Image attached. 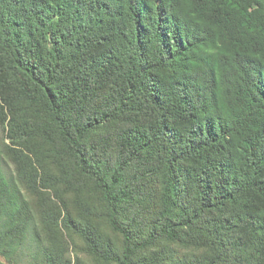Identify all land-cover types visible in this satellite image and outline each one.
Listing matches in <instances>:
<instances>
[{"label": "trees", "instance_id": "trees-1", "mask_svg": "<svg viewBox=\"0 0 264 264\" xmlns=\"http://www.w3.org/2000/svg\"><path fill=\"white\" fill-rule=\"evenodd\" d=\"M0 264H264V0H0Z\"/></svg>", "mask_w": 264, "mask_h": 264}, {"label": "rangeland", "instance_id": "rangeland-1", "mask_svg": "<svg viewBox=\"0 0 264 264\" xmlns=\"http://www.w3.org/2000/svg\"><path fill=\"white\" fill-rule=\"evenodd\" d=\"M6 165V164H5ZM8 166V165H7ZM5 170L7 171V172H9V168L8 167H5Z\"/></svg>", "mask_w": 264, "mask_h": 264}]
</instances>
